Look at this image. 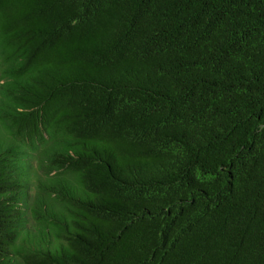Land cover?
I'll use <instances>...</instances> for the list:
<instances>
[{
	"label": "trees",
	"instance_id": "obj_1",
	"mask_svg": "<svg viewBox=\"0 0 264 264\" xmlns=\"http://www.w3.org/2000/svg\"><path fill=\"white\" fill-rule=\"evenodd\" d=\"M0 264H264V0H0Z\"/></svg>",
	"mask_w": 264,
	"mask_h": 264
}]
</instances>
